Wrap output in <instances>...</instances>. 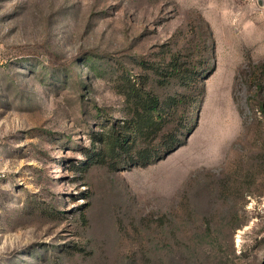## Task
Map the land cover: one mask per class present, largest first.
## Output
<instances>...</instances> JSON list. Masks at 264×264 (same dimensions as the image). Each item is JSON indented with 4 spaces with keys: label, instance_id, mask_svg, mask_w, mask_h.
I'll return each instance as SVG.
<instances>
[{
    "label": "rangeland",
    "instance_id": "obj_1",
    "mask_svg": "<svg viewBox=\"0 0 264 264\" xmlns=\"http://www.w3.org/2000/svg\"><path fill=\"white\" fill-rule=\"evenodd\" d=\"M0 170V264H264V0H0Z\"/></svg>",
    "mask_w": 264,
    "mask_h": 264
},
{
    "label": "trees",
    "instance_id": "obj_2",
    "mask_svg": "<svg viewBox=\"0 0 264 264\" xmlns=\"http://www.w3.org/2000/svg\"><path fill=\"white\" fill-rule=\"evenodd\" d=\"M129 83L131 86L129 96L131 101L135 103L140 117L130 125L132 138L128 135L117 138L110 136L106 140L105 151L109 154L124 155L128 149L130 150V144L135 142L136 137H141L151 130H162L168 119L173 115L171 111L182 102V98L173 97L165 100V103L161 106L162 103L160 104V99L157 96L136 87L131 81ZM171 143L169 142L166 146L171 145ZM150 155L148 151L141 152L134 158V163L148 164L152 159Z\"/></svg>",
    "mask_w": 264,
    "mask_h": 264
},
{
    "label": "built area",
    "instance_id": "obj_3",
    "mask_svg": "<svg viewBox=\"0 0 264 264\" xmlns=\"http://www.w3.org/2000/svg\"><path fill=\"white\" fill-rule=\"evenodd\" d=\"M3 178H4V173L2 170H0V182L2 181Z\"/></svg>",
    "mask_w": 264,
    "mask_h": 264
}]
</instances>
